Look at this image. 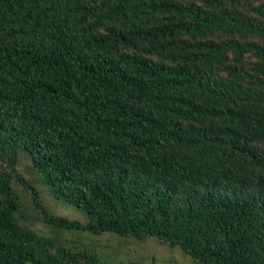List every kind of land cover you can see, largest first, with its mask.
<instances>
[{"label": "trees", "instance_id": "1", "mask_svg": "<svg viewBox=\"0 0 264 264\" xmlns=\"http://www.w3.org/2000/svg\"><path fill=\"white\" fill-rule=\"evenodd\" d=\"M148 239L264 264V0H0V264Z\"/></svg>", "mask_w": 264, "mask_h": 264}, {"label": "rangeland", "instance_id": "2", "mask_svg": "<svg viewBox=\"0 0 264 264\" xmlns=\"http://www.w3.org/2000/svg\"><path fill=\"white\" fill-rule=\"evenodd\" d=\"M46 201L49 202V205L57 206V212H63L67 208L57 202H55L50 196L45 194L43 196ZM28 201V196H25V203ZM58 207H61L58 209ZM60 211V212H59ZM30 223V222H29ZM34 224V223H33ZM35 227L39 228L40 226L35 223ZM127 249H129V255L133 257H140L144 264H190L185 257L177 250H173L167 245H162L155 241L154 239H148L146 242H130ZM123 255H127V251L122 247L120 249Z\"/></svg>", "mask_w": 264, "mask_h": 264}]
</instances>
